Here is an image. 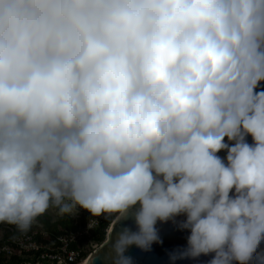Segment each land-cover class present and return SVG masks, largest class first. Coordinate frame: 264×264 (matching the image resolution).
<instances>
[{
  "label": "clouds",
  "instance_id": "clouds-1",
  "mask_svg": "<svg viewBox=\"0 0 264 264\" xmlns=\"http://www.w3.org/2000/svg\"><path fill=\"white\" fill-rule=\"evenodd\" d=\"M262 81L264 0H0V223L103 214L133 264L171 221L170 264H264Z\"/></svg>",
  "mask_w": 264,
  "mask_h": 264
},
{
  "label": "rangeland",
  "instance_id": "rangeland-1",
  "mask_svg": "<svg viewBox=\"0 0 264 264\" xmlns=\"http://www.w3.org/2000/svg\"><path fill=\"white\" fill-rule=\"evenodd\" d=\"M88 215L89 212L84 209H78L72 215H59L58 209L49 208L42 216L38 217L31 230L25 234L18 232L14 225L0 223V254L4 261H9L12 255L18 256L21 259L19 264H59V259L56 256L37 255L36 250L31 248L28 241H34L36 244L41 243L45 249L52 251L53 254L51 255H54L60 251L58 247L60 246V236L67 235L70 231L76 229L82 232L85 231ZM67 218L71 220L72 225L76 226L74 229H69L68 225L70 223H66ZM108 226L97 230L94 234L91 233L90 236L84 235L83 239L78 240L77 245L79 244V247L86 249L89 253L92 252L105 240ZM58 231H63V234L54 236L53 233ZM12 233H15V235H12ZM5 247H9V252L4 250Z\"/></svg>",
  "mask_w": 264,
  "mask_h": 264
},
{
  "label": "water",
  "instance_id": "water-1",
  "mask_svg": "<svg viewBox=\"0 0 264 264\" xmlns=\"http://www.w3.org/2000/svg\"><path fill=\"white\" fill-rule=\"evenodd\" d=\"M256 91H264V81L260 83ZM246 139L249 143H251V137H247ZM225 142H227V138H225ZM217 155L223 159L226 156V151L218 152ZM184 218L185 217L183 216H178L176 217V220L182 221ZM123 226H128L133 231L136 230L131 212L129 213L127 219L121 220L113 228V236L116 232L120 231ZM156 227L158 229L161 243H154L148 251L138 249L135 246L130 247L126 252V255L132 257L133 264H170L169 254L173 251L186 247L187 237L190 234L188 230H180L171 221L164 223L158 221ZM108 229L109 232H107L105 240L89 253L86 257L87 261L85 264H92L93 258H95L94 264H106L104 252L106 251L105 248L110 239L112 229L111 223ZM261 248H264V242H262ZM212 255L213 254L210 253L207 256L201 255L197 258H185L183 260H177L175 264H208ZM234 264H239V262H234ZM246 264H248V262H246Z\"/></svg>",
  "mask_w": 264,
  "mask_h": 264
},
{
  "label": "built area",
  "instance_id": "built-area-1",
  "mask_svg": "<svg viewBox=\"0 0 264 264\" xmlns=\"http://www.w3.org/2000/svg\"><path fill=\"white\" fill-rule=\"evenodd\" d=\"M110 220L106 218L103 214L101 216L95 217L92 216L90 213L87 217L86 221V229L84 232L79 230H72L67 235H62L59 238L60 241V251L54 255L50 249H45L43 245L36 244L34 241H28L31 244V248L36 250L35 252L41 254V256H56L59 259V264H81L82 260L89 254L86 249H83L77 245L79 239H83L84 235L90 236L91 233L95 232L96 230L103 229L110 224ZM80 236V237H79ZM75 243V248L71 249L70 245ZM7 252H9V247H5ZM94 250V249H93Z\"/></svg>",
  "mask_w": 264,
  "mask_h": 264
},
{
  "label": "trees",
  "instance_id": "trees-1",
  "mask_svg": "<svg viewBox=\"0 0 264 264\" xmlns=\"http://www.w3.org/2000/svg\"><path fill=\"white\" fill-rule=\"evenodd\" d=\"M68 219V220H67ZM66 220V223L68 222V223H70L68 226H69V229H74L76 226L75 225H72V222H71V220L69 219V218H67ZM97 231V230H96ZM95 231V232H96ZM95 232H93V234L95 233ZM54 234V236H57V235H60V234H63V231H58L57 233H53ZM12 235H15V233H12ZM47 243V242H46ZM75 243H72L71 245H70V248L71 249H74L75 248ZM37 255L39 254V253H37V252H35ZM21 259L18 257V256H16V255H12L11 257H10V260L9 261H4V259H3V257H2V255L0 254V264H4L3 262H5V263H10V264H19V262H21L20 261Z\"/></svg>",
  "mask_w": 264,
  "mask_h": 264
},
{
  "label": "bare ground",
  "instance_id": "bare-ground-1",
  "mask_svg": "<svg viewBox=\"0 0 264 264\" xmlns=\"http://www.w3.org/2000/svg\"><path fill=\"white\" fill-rule=\"evenodd\" d=\"M108 228H109V226H108ZM108 228H107V232H109V229H108ZM86 259H87V258L83 259L82 262H81V264H85L86 261H87Z\"/></svg>",
  "mask_w": 264,
  "mask_h": 264
}]
</instances>
